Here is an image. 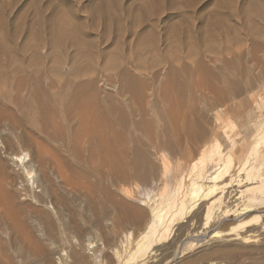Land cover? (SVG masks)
Segmentation results:
<instances>
[{
  "label": "bare ground",
  "instance_id": "obj_1",
  "mask_svg": "<svg viewBox=\"0 0 264 264\" xmlns=\"http://www.w3.org/2000/svg\"><path fill=\"white\" fill-rule=\"evenodd\" d=\"M218 3L230 19L205 26L200 43L191 27H170L160 49L152 29L126 54L119 38L104 59L95 56L94 39L79 41L64 14L49 35L36 25L22 44L23 54L38 60L29 57L25 67L43 68L44 80L52 74L60 84L48 77L44 90L36 86L43 97L37 118L28 101L35 81L31 95L29 85L23 92L0 80L9 89L0 93L7 150L6 164L0 160V264H95L91 232L111 249L101 264H199L212 257L264 264L253 257L264 253V61L252 54L264 42V0ZM7 42L0 31V54L13 71L24 60ZM231 63L246 65L244 80L216 77ZM16 147L31 156L12 153ZM130 184H154L155 194L145 206H116L119 193L133 196ZM109 228L131 241L126 255L112 249L116 231ZM70 240L59 254L57 244Z\"/></svg>",
  "mask_w": 264,
  "mask_h": 264
},
{
  "label": "rangeland",
  "instance_id": "obj_2",
  "mask_svg": "<svg viewBox=\"0 0 264 264\" xmlns=\"http://www.w3.org/2000/svg\"><path fill=\"white\" fill-rule=\"evenodd\" d=\"M244 1L245 0H239V4L241 5ZM60 14L61 15L64 14L68 20L70 19L72 21L70 23L76 27V30L78 32L79 41H82V43H83V42H86V40H88V42H89V41H92L89 39H94L92 41V42H94L93 47L96 49L94 52L95 53L98 52V54H99V55L96 54L95 56L98 57L101 55L102 58H103V55L105 57H107L108 54H111L114 51V50L112 51V49H113L112 47L115 46L114 48H116L117 47L116 44L120 41V39H121V43H119L120 47H121V44H122L123 48L126 46L125 49L121 48V50H122L121 53L126 54L128 51L126 49L129 47L130 44L133 43L132 46H134L136 41L140 42L142 37L144 38V36L146 34H149L153 30L157 34V36L160 37V41L158 42L159 48L163 49L164 47L162 48V46H165L166 44H168L167 42H169V39H168L169 37L166 35H169L168 31H169L170 27L179 29L180 32L181 31L183 32L185 27H187V26L191 27L192 32H194V33H192L193 34L192 38H194V40L196 39L195 41L200 43L199 41H201L200 39H201L202 34L204 32L205 26L207 27L209 25L212 27V26L218 25L221 22L226 23L230 19L228 8H226V5H222L220 7L218 0H0V31L5 35V38L8 41L7 44L9 43L8 44L9 47L10 46L12 47L10 49L11 50L13 49L12 52H14V54L17 55L16 56L17 59H19L21 57V59H19L20 63H21L22 59L24 60L21 64L19 63L22 66H19V67L17 66V68L12 67L13 68V71H12L11 67L9 69H7L8 66H7L6 61H4V59H5L4 55H3L4 53L0 54V62L4 61V63L1 62V64H4V66H2L3 67L2 69H6V70H4L5 72H3L4 73L3 77H1L2 74H0L1 75L0 80H2V81L4 80V82H6L5 85H8V88H10L11 86H12L11 88H16L19 90L21 88V90L24 92L26 90V88H25L26 85L27 86L29 85L27 88H29V93L31 94V91L36 86L39 85L38 87H40L42 90H44V86L46 85V82L49 83L48 77L50 75H47L48 77H47V79L45 78V80H44V76L40 75V73L43 74V70H42L43 68H40V70H38L39 67H37L36 69L39 72L37 70H35V72H34L31 69L30 70L26 69L25 65H27V62H28L26 60L27 59L29 60L30 56L29 55L26 56V54H23L24 53L23 52L24 51V44H26L25 42H27L28 38H31L33 31L36 29V25L39 23L41 25H43L44 32L47 35H49L51 33V31L56 26L55 25L56 24L55 22L57 21L56 17H58V15H60ZM218 20H219V22H218ZM120 22L122 23V26L124 25L123 28H125V29L123 30L121 28L123 31L120 29H117V27H116ZM205 22H207L206 25H205ZM216 22H218V23H216ZM202 25L204 26V28ZM109 26H110V29H109ZM107 28L110 30L109 32L111 34H109L108 30H106ZM200 28H201V30H200ZM111 29H112V31H111ZM105 31H106V33H105ZM115 31H117V32H115ZM119 31L122 32L121 35H120ZM115 33L119 34L120 36L117 35V37H116ZM133 33H135V34H133ZM132 34L134 35V37ZM195 34H197V35L195 36ZM122 38H123V40H122ZM118 39H119V41L117 42ZM139 39H140V41H139ZM167 39H168V41H167ZM130 40L132 42H130ZM164 40H166V41L163 42ZM115 42H117V43H115ZM138 42H136V44ZM22 43H24V44H22ZM127 43H128V45H127ZM261 43H262V45H257V43H255L254 49H252V54L254 53L253 54L254 56H257L259 59H261V61H264V44H263L264 42H261ZM162 44H164V45H162ZM22 45H23V47H22ZM239 48H240V50H236V51L242 52L245 50L246 46H242L243 49L241 47H239ZM259 52H261V53H259ZM44 53H45V51L43 50L42 54H44ZM104 53L107 54V56ZM33 57H35V55L30 57V62H32V63H33ZM19 60H18V62H19ZM36 60H38L37 56L34 59V62H35L34 65L37 62ZM24 62H26V63L23 64ZM220 64L221 63L217 62L218 66H216V67L217 68L220 67ZM22 67L25 69H21ZM35 67L36 66H34V69H35ZM67 67H69V66L63 67L65 72L68 69ZM16 69H19L20 71L18 70L19 71L18 72ZM41 70H42V72H41ZM69 70L70 69H68L67 72H69ZM22 71H24V72H22ZM27 71H28V73L31 71L30 74H28ZM36 71L40 77L37 75ZM246 71H247V69H246L245 64L235 63V65H234V63H231V64H229V71L226 72L224 70L218 69L216 71V74L218 73L217 74L218 76H216V77L217 78L221 77V79H220L221 81H224V79L226 78L227 82L230 81V84L231 83L233 84V83L238 82V78L240 80H244L247 76ZM33 72L36 73V75L33 74ZM221 73H223V74H221ZM228 73H229V75H228ZM94 74H96V73H94ZM219 75H221V76H219ZM35 76L37 79L34 78ZM228 77H232V78H228ZM40 78L42 80H44V82H42V80L40 81ZM49 78L54 83L60 84V81L59 80L56 81L57 79L52 74H51V77H49ZM222 78H224V79L222 80ZM227 78H228V80H227ZM2 81H0V83H2ZM34 81H35L36 85H34L35 84ZM37 81H40V82H37ZM5 85H3L4 86L3 87L0 84V93H1V87H2V90L8 89V88H6L7 86L5 87ZM40 85H43V87ZM23 87L25 88V90H23L24 89ZM38 87H36V89H34L36 92L35 95L37 97L36 96L32 97V98L29 97L30 99L28 100L32 104V105L30 104L31 106H29V107H32L33 109H35V112H36L35 117H37V118L41 117L40 116L41 114L38 113L39 116L37 114V110H38L37 106L38 105L36 103H37V100L39 98H40L39 101H41V99L43 98V97H41L42 95L40 94V91H42V90L39 91L40 88H38ZM8 90H6V91H8ZM22 91H21V93H22ZM2 93H4V92H2ZM48 94L49 93H47L46 95H48ZM24 95H25V93H24ZM47 97H49V96H47ZM62 100L64 101L65 98L60 97L61 102H62ZM50 103H52V102L50 101ZM54 103L59 106L58 101L54 102ZM48 111H49V109H48ZM48 115H49V113H48ZM125 122L127 123V121H125ZM128 125H129V123H128ZM127 138L128 137H126V139ZM1 146H2V142H1V138H0V149L3 150L4 148H3V146L1 148ZM19 148L20 147L13 148L12 153L15 152L14 154H16V152L19 151V153L16 155H19V156H24V154L27 155L24 158V160L28 159L31 156V154H29L30 151L27 148H24V149H23V147H22V149L20 148L22 151H25L24 153ZM26 150L28 152H26ZM6 151L7 150H5V149H4V151H0V153H1L0 160H1L2 164H6V155H7ZM4 159H5V161H4ZM169 172H170V166L167 167L164 175L169 176V174H170ZM154 187H155L154 184H149L147 186L130 184L127 186V188L130 190V192H131V194H133V196L123 194V193H119L118 196L115 197V205L120 204L122 200H125V201L128 200V202L137 203V204H141V205L145 206L146 202H149L150 199L152 198V196L155 194ZM108 230L110 231L109 233L111 235L116 231V229H115V231L113 232L110 230V228ZM120 231L121 230L118 229L116 231V233H114L112 235L114 237V239L116 240V242L114 240L115 246L113 245L112 249L115 247H118V249L120 250V254L122 256H124V255H126L127 251L129 250V248L132 245L130 243L131 241L126 239V237L122 234L123 231H121V232ZM91 233H93V234L92 235L90 234L89 236L91 238V241L93 242L92 246L98 247L99 250L96 251L97 253L92 252V251L89 252V256L91 257V258H89L90 259L89 261H91L95 264L104 263V261L106 260L105 255L110 256L111 255L110 254L111 249L109 250V254H108V251L106 252V250H104V247H103L104 244L100 240V237H98V234H96V232H91ZM172 233L174 234V228H173ZM172 233L170 235V238H171V236H173ZM115 234H116V237H115ZM2 237H4V235H2ZM208 237L206 235V237H205L206 241L209 240ZM0 239H1V234H0ZM1 241H2V239H1ZM66 242L63 241V242H61L62 244L61 243L57 244L58 247L60 245V249H61L60 250L57 247L59 249L58 251L60 252L59 254H62V251H64V250L67 252V249L68 250L70 249L69 245H71L72 241L70 240V242H68V241H66ZM2 243H3V241H2ZM0 245H1V242H0ZM72 245H73V243H72ZM255 248H257V246H255ZM104 251L107 254H105ZM261 252L262 251L260 249L256 250L257 255L255 253L254 254L255 256L253 255V257L257 258L258 260L263 262L264 261V257H263L264 253L262 252L263 253L262 254ZM259 255H261V259H260ZM55 256H56L55 258L58 257L57 255H55ZM209 262H213V264H235V263L238 264V262H230L227 260H220V259L214 258V257H212L210 259L199 260V264H208ZM259 264H262V263H259Z\"/></svg>",
  "mask_w": 264,
  "mask_h": 264
}]
</instances>
